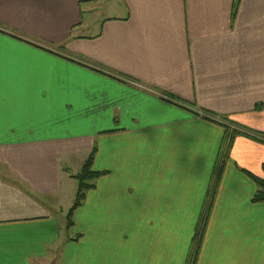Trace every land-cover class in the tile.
I'll list each match as a JSON object with an SVG mask.
<instances>
[{"label": "crops", "instance_id": "crops-1", "mask_svg": "<svg viewBox=\"0 0 264 264\" xmlns=\"http://www.w3.org/2000/svg\"><path fill=\"white\" fill-rule=\"evenodd\" d=\"M263 161L264 0H0V264H264Z\"/></svg>", "mask_w": 264, "mask_h": 264}, {"label": "trees", "instance_id": "trees-1", "mask_svg": "<svg viewBox=\"0 0 264 264\" xmlns=\"http://www.w3.org/2000/svg\"><path fill=\"white\" fill-rule=\"evenodd\" d=\"M245 134L243 131L239 130H235L232 131L231 135H235V134ZM231 135L228 136L227 139V143L226 146L228 147L231 141ZM96 148L94 147V149L91 151V153L89 154V156L87 157V159L85 160V162L83 163L80 171H78L77 173L73 174V177L76 178L77 180V190L75 193V198H74V202L69 210V213L71 214L72 211L81 204V202L83 201L84 197H85V193L88 189L92 188L95 186V181L96 179L103 173H105V171H99V170H94L92 168V162H93V158H94V153H95ZM221 169H222V165L220 167H218L217 171H216V176H215V181H214V186L217 185L218 182V178L220 176L221 173ZM262 171H263V176H255V175H251L253 180L256 183V191L253 195V201L254 202H260V201H264V161L262 163ZM201 234L202 231L201 230H197L196 234H195V239H196V247H195V251H194V255L192 260L189 261V264H194V260H195V255L197 253V249L200 245V238H201Z\"/></svg>", "mask_w": 264, "mask_h": 264}, {"label": "rangeland", "instance_id": "rangeland-1", "mask_svg": "<svg viewBox=\"0 0 264 264\" xmlns=\"http://www.w3.org/2000/svg\"><path fill=\"white\" fill-rule=\"evenodd\" d=\"M101 6L102 5H98V7H97V9L95 10V11H93L92 13H87L86 14V16H84V19H85V22H86V24H88L89 26H90V28H94L95 27V24H96V22L100 19V17L102 16V13H101V11H102V9H101ZM228 128H230V130H231V132L232 131H235V130H237V131H239L240 130V128L238 127V126H228ZM87 157H88V155H87ZM85 162V161H84ZM82 167V166H81ZM81 167H80V169H81ZM80 169L78 170V171H80ZM75 180H76V178H74ZM76 182H77V180H76ZM77 190V189H76ZM74 198H75V195H74ZM73 202H74V200H73ZM73 202H72V204H73ZM202 235H203V233H202ZM201 240H202V238H201ZM195 244H196V242H195ZM200 247V246H199ZM197 257V256H196ZM191 258H192V256H191ZM195 260H196V258H195ZM194 264H195V261H194Z\"/></svg>", "mask_w": 264, "mask_h": 264}]
</instances>
